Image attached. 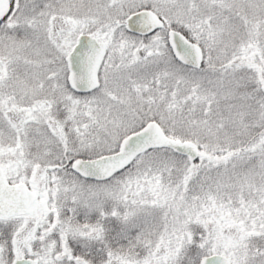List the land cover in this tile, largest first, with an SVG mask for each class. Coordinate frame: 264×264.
Listing matches in <instances>:
<instances>
[{
  "label": "snow or ice",
  "instance_id": "1",
  "mask_svg": "<svg viewBox=\"0 0 264 264\" xmlns=\"http://www.w3.org/2000/svg\"><path fill=\"white\" fill-rule=\"evenodd\" d=\"M0 264H264V0H0Z\"/></svg>",
  "mask_w": 264,
  "mask_h": 264
}]
</instances>
